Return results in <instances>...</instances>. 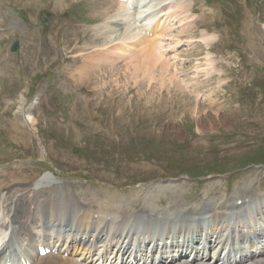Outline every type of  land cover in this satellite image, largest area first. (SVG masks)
<instances>
[{
	"label": "rangeland",
	"instance_id": "374dc122",
	"mask_svg": "<svg viewBox=\"0 0 264 264\" xmlns=\"http://www.w3.org/2000/svg\"><path fill=\"white\" fill-rule=\"evenodd\" d=\"M191 1L195 21L170 38L181 43L182 87L176 78L173 84L160 80L171 79L172 66L169 73L157 72L169 65L152 45L130 64L134 68L100 62L80 76L79 68H87V58L104 44L92 40H107L105 30L94 28L114 13L109 0H0L1 210L15 193L26 198L20 210H27L24 202L29 210L36 183V193H96L112 203L113 194L134 204L130 212H178L208 203L223 208L249 194L258 203L251 215L260 218L264 0ZM8 17L17 22L10 25ZM137 31L136 25L127 30L128 41L143 36L135 37ZM75 39L81 41L78 52L88 47L78 58L74 43L68 44ZM126 54L121 56L132 58ZM154 68V75L138 73ZM44 176L49 181L37 184ZM50 182L54 186L46 187Z\"/></svg>",
	"mask_w": 264,
	"mask_h": 264
},
{
	"label": "bare ground",
	"instance_id": "6f19581e",
	"mask_svg": "<svg viewBox=\"0 0 264 264\" xmlns=\"http://www.w3.org/2000/svg\"><path fill=\"white\" fill-rule=\"evenodd\" d=\"M172 1H174V0H142L143 6L140 7L137 12L134 10H129L123 4L113 3L111 1H109V4H111L115 8V11H114V13H112L108 16L109 20H105L103 22L108 21V23H111L112 21H115V20L121 21V22H124L126 27L124 29H121L118 31L112 30V29H105L106 33H108L107 34V40H100L101 37L100 38H94L93 39L94 41L92 40V42H96L95 40H97V41H100L104 44L102 46L95 47V48H99V50L97 52H95L92 56H89L87 58V61L85 62L87 68H81V70L79 68L80 76H82V75L84 76V74L86 73L85 71H88L90 65H92L93 62H96L97 64L102 62V66H106L108 63H106L103 60H100L98 58H95L94 56L101 50L102 47H105L108 44H111V43L116 42V41H121L124 38L129 40L130 36L127 33V30L131 26L136 25V27L138 28V31L134 34V36L139 37L140 35H143L140 39H138L137 44H140L141 46L144 45V46L142 47V49L138 53L139 54L138 56L136 55L135 57H132L131 59H128V60L125 59V66L127 65L126 67L134 68L130 64L133 62H136V61H141L143 58H145L146 54L150 51V48L152 45L151 41H149V38L147 37V34H145V30H144L145 27L147 28V26L150 22H156L159 18H161L165 14L167 15V13L165 12L166 8H168L167 4L172 2ZM94 6H95V4H94ZM161 8H163V10L161 12H157ZM98 9H100V8H98ZM178 9H180V7H176V8L173 7L171 15L169 16L170 22L167 21L171 27L174 26L173 21L175 20V18L178 15H180L177 13V11H175ZM108 11H105V12H108ZM149 12H152V15L146 20L145 24L140 25V23H139L140 17H142L143 15H148ZM164 12H165V14H164ZM101 15L102 14H100V16ZM166 17H168V16H166ZM171 17H174V18H171ZM9 20H10V18L8 17L7 21H9ZM14 22H17V21H14V19L11 18V20L9 21V24L12 25ZM149 25H152V24H149ZM13 27H14V25L12 26V28ZM2 28H0V30ZM122 30H124V31L121 32ZM92 31H94L95 36H96V34L99 36V34L97 33L96 30H92ZM168 32H170V31H168ZM106 33H105V35H106ZM164 33H165V31L163 33H161L160 35L156 36L157 41H159V43H160V47L162 49H164L165 47L167 49H170V48L174 49L176 46L174 44L171 45L173 42L168 43V45L165 44L166 41H169L171 37L167 36V34H168L167 33L165 35V37L163 38ZM32 34H31V37H33ZM0 35H1V32H0ZM122 37H123V39H120ZM205 41H207V38L205 39ZM73 43L75 45V48H74L75 54H78V56L76 58H78L79 55L82 54L83 50L88 49V47L86 46V49H83L82 51L78 52V50H79L78 46H80L79 43H81L80 39H75L73 41L71 40V42L69 40V42H68V44H73ZM121 45L127 46L126 43H122ZM153 48H154V46H153ZM113 51L116 52L115 54L118 55L117 56L118 58L123 57V56H121V52H118L116 49H114ZM154 51L157 52L156 50H154ZM164 52L165 51L163 50V53ZM157 53H160V52H157ZM93 57L95 58V60H93L94 59ZM127 57H129V56H127ZM166 62H167V60H166ZM168 65H169L168 70L166 68L159 67L157 72H162L163 74L169 73L171 65L169 63H168ZM155 69L156 68H154L150 71L138 70V73H140V71H141L142 74H147L148 76H150V75H154ZM170 73H171L170 74L171 75L170 80H168L166 77L161 78L160 80H162V82H168L170 84H173L174 77L172 76V72H170ZM74 76H76V75H74ZM49 179L50 178L48 176H44L40 179V181H38L37 184L43 185L45 182L49 181ZM51 183L52 182H50L49 185H45V186L52 188L54 185H52ZM45 186H43V187H45ZM34 188L35 187L32 186L30 192H32V191L33 192L30 193L29 195L34 194L36 199H29L30 203H29V210L28 211L27 210H20L19 204L25 200L20 199V198L19 199L16 198L17 195L20 196L18 193H15L14 196L12 197V203H11L10 207H8V206L3 207L4 211H7L9 208V212H8L9 215L6 214L2 219L0 218V237L3 236L1 234L7 233V231L10 230L11 228H17L18 230H13V231L18 232V233H22L23 225H21V224L22 223L27 224L29 219H31L33 221V225H30V226L24 227V228L34 229V217H36V216L45 217V222H44L45 225L47 224V220L49 222L52 218H54L55 220L53 222L52 228L57 227L58 230H63V229L68 228L70 226V221L73 218H80V216H79L80 212L86 213L85 214L86 217L88 216L89 212H91L92 215H93V213H97V212L89 211L88 209H85L86 203L82 202L81 200L88 202L89 204L94 202V205L98 206L97 208L100 211L109 209L108 212H104V213L101 212V214L97 213L99 216V220H93V223L97 226L93 230V236H97V238H94V239L98 242H105V241L108 242L110 240V242L113 241L116 243L118 240H120L121 247H122L121 249H123V247H125L127 245L128 241L131 238V235H133V234L136 235V232L139 231L138 229L145 230L147 232H152L153 230H155L154 228L147 227L149 225H160V226H163L167 229L176 228L178 235L181 237L185 236V232H187V233L191 232V227L194 229V231L196 229H199L200 227H203V224L208 220H210L208 222L212 223V224L216 223V222L219 223V226L217 228V229H219V231L216 229L217 230L216 233L219 234L220 239H223L226 236V238L231 237L232 240H234L237 237V235L239 237H243V236L247 235L248 233L252 234L253 232H256V229L254 227H251L250 225H247L245 227V225H244L246 223H250V220H252L254 222L255 218H253L252 215H250L249 216L250 220H247L246 219L247 217L241 218L242 216L240 217V214H239L240 211H247L248 213H250L249 212L250 209H248L249 207L247 204V199L248 198L253 199L254 196L250 197L249 194H245L244 196L242 195V196L235 197L234 203L229 202L225 207L223 206V208H216V206H211L208 203L207 206L202 207L200 209L199 208H187L185 210H180L178 212H176V211L173 212L172 209L152 210L151 207H150V209H147L148 211H144L143 209H140V210L134 209L137 211L136 212L135 211L130 212L128 210H130L131 207L130 208H128V207L131 205L133 207L134 204H132V203L126 204V202H124V200H122L120 197H118V195H117V197H118L117 200H114L115 195L113 196V194H112V197H113V203H112L109 200L110 198L108 199L107 197L106 198L105 197L104 198L98 197V194H97V196H95L96 193L90 194L91 196H89L88 194H85V195H82V198L81 197L78 198V197H73L71 195H68L69 193H66V195L65 194L63 195V193L61 192L62 189L55 190V192H53V189H51V191H49V192L44 191L45 193H42V192L36 193L35 190L37 191L38 188H35V190H33ZM170 193L171 192H169V194ZM172 193H174V192H172ZM97 199L101 200L102 202L99 204H96L95 202H98ZM170 199H171V196H170ZM172 199H174V198H172ZM119 201H120V203H123V204L121 205L120 203H118ZM172 204L174 205V203H172ZM256 204H258V203H256ZM24 206L28 207L27 204L26 205L24 204ZM149 206H151V205H148V204L144 205V207H149ZM32 208L34 209L33 213L31 212ZM255 208H256L255 209L256 213H258V215H260V218L258 219V223L260 222V224H264V207L262 206L261 208H257V207H255ZM91 209H93V208H91ZM55 210H57V211L55 212ZM58 210H59V212H58ZM77 210H80V211H77ZM35 213L37 214L36 216H34ZM53 213H55V214H53ZM62 213H64V215L59 216V214H62ZM10 214L13 215L11 217V219H9V217L11 216ZM100 216H101V219H104V220H110V217H111L113 219V220L112 219L111 220L116 225L110 224L107 221L101 220ZM221 216H224L226 218L227 222L226 221L221 222L219 220V218ZM49 218H50V220H49ZM196 218H197V220H195ZM193 221H196L197 224L191 225V222H193ZM74 222L80 223L81 226H76V227H78L80 230L81 229L84 230L85 226H83V224H84L83 220L78 219ZM256 223H257V220H256ZM123 225H126V227L127 226L133 227V229H131V230L127 229V230L121 231L119 228ZM141 228H143V229H141ZM167 229H161L160 231L156 232L155 234L158 236H163V234L166 235ZM229 229L233 230L231 232V234L228 231ZM87 230H90L89 226H87ZM24 235L28 239L29 249H33L32 248L33 247L32 246L33 241L31 238V233L27 232V233H24ZM33 235H34V231H33ZM80 238H81L80 235L73 236L71 238L72 243L80 242L81 241V240H79ZM258 238L264 239L263 232L259 233ZM59 239H61V237H59ZM1 241H2L1 244L3 243V246H5V247L12 248V246L14 244L13 242L9 243L7 240H5V241L1 240ZM206 243L209 247H211V248L215 247L218 249L219 248L218 245L222 244V240H219L218 237H216L214 239V237L208 236ZM195 244H196V242H193V245H195ZM186 245L189 246L190 244L188 243ZM184 247H185V245H184ZM242 251L243 250L239 251V254H241ZM124 252H125V250H124ZM181 253H184V251H182ZM201 253L206 254L207 251L203 250V251H201ZM71 264H75V263L72 262ZM253 264H264V257L259 259L256 262H254Z\"/></svg>",
	"mask_w": 264,
	"mask_h": 264
}]
</instances>
